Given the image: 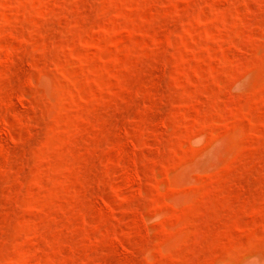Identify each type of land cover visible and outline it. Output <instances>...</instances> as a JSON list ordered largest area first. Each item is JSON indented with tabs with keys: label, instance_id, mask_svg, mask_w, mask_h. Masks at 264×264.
<instances>
[{
	"label": "rangeland",
	"instance_id": "374dc122",
	"mask_svg": "<svg viewBox=\"0 0 264 264\" xmlns=\"http://www.w3.org/2000/svg\"><path fill=\"white\" fill-rule=\"evenodd\" d=\"M0 264H264V0H0Z\"/></svg>",
	"mask_w": 264,
	"mask_h": 264
}]
</instances>
